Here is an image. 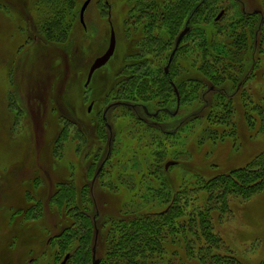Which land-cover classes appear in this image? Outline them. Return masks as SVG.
Returning <instances> with one entry per match:
<instances>
[{"label": "rangeland", "instance_id": "rangeland-1", "mask_svg": "<svg viewBox=\"0 0 264 264\" xmlns=\"http://www.w3.org/2000/svg\"><path fill=\"white\" fill-rule=\"evenodd\" d=\"M85 1L0 0V264H57L64 252L59 245L67 242L59 237L66 225L61 215L83 197L86 203L95 201L106 221L102 248L117 222H123L120 229L140 214L159 211L176 193L191 198L186 214L207 209L217 236L200 233L194 247L181 244L179 251L166 237L169 259L158 264H217L214 257L228 255L236 260L231 264H264V188L250 197L228 193L223 207L202 188L203 181L220 173L264 162V56L244 87L225 97L234 106V130L224 137L211 135L205 110L188 118L205 85L180 105L178 115L164 116V129L151 127L120 104L129 100L117 93L119 79L139 68L125 70L128 63L150 56L139 43L145 34L133 16L151 0H91L84 26ZM235 1L225 22L243 7L264 13V0ZM112 28L115 52L86 85L91 63L109 46ZM207 96L212 104L217 94ZM147 98L153 109L166 99L162 94ZM106 153L110 156L96 176ZM166 159L180 164L164 173ZM211 239L202 256L205 248H200Z\"/></svg>", "mask_w": 264, "mask_h": 264}, {"label": "trees", "instance_id": "trees-1", "mask_svg": "<svg viewBox=\"0 0 264 264\" xmlns=\"http://www.w3.org/2000/svg\"><path fill=\"white\" fill-rule=\"evenodd\" d=\"M231 2L236 3L235 0H165L161 5L160 0H151L149 8L141 9V13L133 16L141 28L143 27L145 34L139 43L150 56H145L139 63H128L125 67V70H129L130 66L135 65L140 69L130 70L126 77L119 79L118 83H121L117 84V93L123 92L129 100L119 103L134 110L137 118L148 126L164 129V116L178 115L180 105L203 86L207 87V90L202 91L200 95L198 93L199 97L195 96L200 102H197L196 111L194 110L188 118L205 110L206 125L212 130V136L221 138L228 131L234 130L231 119L234 106L225 97L232 98L244 87L250 76L256 74L257 66L264 56V13L261 9L247 12L243 7L244 10L238 9V12L225 22L227 11L232 6ZM104 11H109L108 6L104 7ZM221 11H224L223 15L217 18ZM185 27H189V31L179 45H176L177 37ZM167 65L168 73L165 71ZM194 71L205 73V82L198 78ZM177 76L180 78L177 79ZM185 88L188 92L184 91ZM228 88H233V91ZM211 92L217 94L212 104L207 96ZM159 94L166 99L153 109L150 106L153 101L147 97ZM170 100L175 102V109H172ZM215 106L222 111L215 110ZM219 125L222 126L218 127ZM219 129L222 131L220 135ZM107 153L95 170L96 176L102 172L110 156ZM168 160L163 162L164 173L172 166L180 164L174 160V165L165 168ZM250 164L203 181L202 188L208 190L209 197L219 200L221 207L226 203L225 197L228 193L250 197L264 188V162L260 160ZM190 205V197L183 198L176 193L159 211L140 214L120 229L117 227L123 222H117L100 248L101 229L106 221L101 219L95 201L94 205L86 203V198L83 197L81 204L72 207L68 204L65 214L61 215V222L66 225L59 237H63L67 242L61 243L63 247L59 245L58 251L64 252L57 264L67 255L66 264H93L95 258H99V264H158L166 261L169 259L165 256L166 247H169L166 237L174 249L178 250L181 244L194 247L200 233L208 236V239L210 233L214 234L207 209L199 208L196 214L191 211L186 214L185 209ZM92 206L94 207L91 208ZM69 208L76 209L77 213H70ZM182 214L186 215V219H179ZM144 216H153L157 221L145 219ZM199 225L206 226V230L201 229L203 226L198 229ZM51 239L54 240L55 236ZM206 243L203 247L199 246L201 251L205 248L204 252L200 251L202 256L208 254L206 252L211 248L212 239ZM153 254H157V258ZM215 258L217 264L236 262L230 255L224 257L226 259L217 256L213 260Z\"/></svg>", "mask_w": 264, "mask_h": 264}, {"label": "water", "instance_id": "water-1", "mask_svg": "<svg viewBox=\"0 0 264 264\" xmlns=\"http://www.w3.org/2000/svg\"><path fill=\"white\" fill-rule=\"evenodd\" d=\"M90 0H86L84 5L81 8V20L82 22L84 21V12L85 9L87 8L88 4H89ZM221 16V14L218 15V18ZM189 31V27H185L178 35L177 37V44H179L182 40V38L185 36V34ZM116 49V35L114 30H112L111 32V36H110V42H109V46L107 47V49L99 56H97L94 61L91 63L90 68H89V72H88V76H87V81H86V85H88L92 79V76L94 74V72L101 68L102 66L106 65V63H108V61L111 59V57L113 56L114 52ZM165 71L168 73V66H166ZM175 164V161L171 160L168 161L166 163V168H168L170 165ZM68 259V255L59 263V264H66ZM100 260L99 258H95L93 261V264H99Z\"/></svg>", "mask_w": 264, "mask_h": 264}, {"label": "flooded vegetation", "instance_id": "flooded-vegetation-1", "mask_svg": "<svg viewBox=\"0 0 264 264\" xmlns=\"http://www.w3.org/2000/svg\"><path fill=\"white\" fill-rule=\"evenodd\" d=\"M90 1H91V0H90ZM238 1L244 5L243 0H238ZM223 12H224V11H221V13H219V14H221V16H222V15H223ZM219 14H218V15H219ZM221 16H220V17H221ZM220 17H219V18H220ZM217 18H218V16H217ZM80 19H81V18H80ZM81 22H82V20H81ZM82 24L85 26L84 21L82 22ZM112 30H114V29L112 28ZM112 30H111V32H112ZM114 32H115V31H114ZM115 35H116V34H115ZM182 39H183V38H182ZM176 45H179V44H177V40H176ZM167 66H168V65H167ZM102 67H103V66H102ZM102 67H101V68H102ZM99 69H100V68H99ZM97 70H98V69H97ZM97 70H96V71H97ZM92 77H93V76H92Z\"/></svg>", "mask_w": 264, "mask_h": 264}]
</instances>
